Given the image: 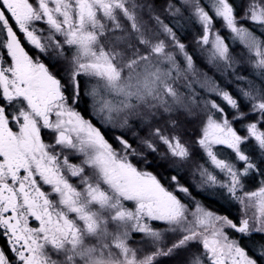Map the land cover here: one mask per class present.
I'll use <instances>...</instances> for the list:
<instances>
[{
    "label": "snow or ice",
    "instance_id": "obj_1",
    "mask_svg": "<svg viewBox=\"0 0 264 264\" xmlns=\"http://www.w3.org/2000/svg\"><path fill=\"white\" fill-rule=\"evenodd\" d=\"M0 264H264V0H0Z\"/></svg>",
    "mask_w": 264,
    "mask_h": 264
}]
</instances>
